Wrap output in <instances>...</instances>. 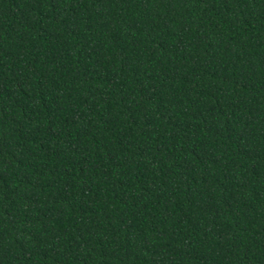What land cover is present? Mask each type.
I'll use <instances>...</instances> for the list:
<instances>
[{"label":"trees","instance_id":"trees-1","mask_svg":"<svg viewBox=\"0 0 264 264\" xmlns=\"http://www.w3.org/2000/svg\"><path fill=\"white\" fill-rule=\"evenodd\" d=\"M0 264H264V0H0Z\"/></svg>","mask_w":264,"mask_h":264}]
</instances>
